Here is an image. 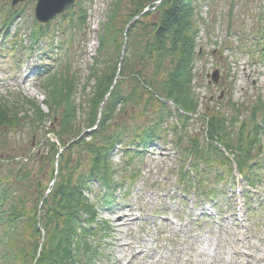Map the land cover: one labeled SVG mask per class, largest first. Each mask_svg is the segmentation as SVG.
I'll return each mask as SVG.
<instances>
[{
    "label": "rangeland",
    "instance_id": "obj_1",
    "mask_svg": "<svg viewBox=\"0 0 264 264\" xmlns=\"http://www.w3.org/2000/svg\"><path fill=\"white\" fill-rule=\"evenodd\" d=\"M83 1L87 9L90 8L89 28L72 30L68 20L56 19L51 22L45 39L41 35L39 43L42 46H39V43L33 44L31 38V33L39 26L34 19L35 0H27L13 8L10 7V0H0V106L18 112L14 126L0 128V161L9 162L15 157L25 158L31 154L32 162L29 161L27 166L36 176L41 189L52 186L50 182L54 177V158L59 144L54 149L50 144L47 147L46 141H55L54 132L64 113L72 110L76 116L74 127L85 129L87 123L95 121L101 109L93 99L95 75L89 70V65L97 62L100 67L96 75L109 77L119 52L125 49L132 70L137 71L135 65L141 63L136 55L143 54V44L148 38L142 34L141 26L133 31L131 37L128 34L133 27L130 22L134 6L141 0H120L116 3L119 7L115 18L110 23L106 17L107 10L109 3L116 0ZM204 1L197 0L200 6L205 4ZM211 7L210 23L206 28L202 30L200 23L195 21L198 31L194 40L202 51L192 63L194 79L190 86V99L194 100L195 113L199 115L215 110L222 119L238 116L236 119L243 121L249 114L247 109L253 99L264 98V65L255 71L245 57L219 52L217 44L225 37L229 0H217ZM235 10L234 17L239 25L253 30L257 15L260 12L264 14V0H239ZM102 23L106 24L104 32L101 31ZM207 28L209 35L206 34ZM99 34L106 42L101 56L96 53ZM52 46L61 47L62 52L57 48L55 51L47 49ZM176 58L169 60L170 57L166 56L173 64ZM145 60L147 62L141 65L152 67L158 63L155 56ZM170 66L168 63L161 71L143 67V75L157 87L160 86L157 75L164 76L167 70H172ZM53 70L59 74L57 80L60 83L57 81L54 104L49 106L50 94L46 89L49 86L46 85L50 82L42 84L44 74ZM214 71L219 72L218 84L209 83ZM129 81L131 83L127 80L123 82L124 93L133 88V81ZM221 92L223 96L219 99ZM204 98L209 105L207 111L206 105L205 108L200 107V100ZM235 103L240 110L244 108L242 115L234 111L232 104ZM161 106L151 102L147 112L143 108L128 107L123 110L121 107L119 110L118 107L108 121L106 133L124 134L133 129L142 131V127L151 121H158L160 115L167 118L166 112L173 110L170 105ZM33 118L37 123L31 121ZM169 120L167 123H172ZM195 121L189 127V134L200 139L204 125L200 120ZM237 124L238 121L235 127ZM230 129L235 131L232 126ZM93 130L97 131L95 126L88 131ZM161 132L164 145L156 141L152 149L143 153L141 161L131 163L121 151L110 158L116 171L113 178H117L123 188L116 197L117 201L111 205V212L103 209L99 212L101 220L110 229V235L102 239L100 250H104V256L98 257L95 264H264V169L259 171L260 176L242 175L243 180L251 177L254 182L251 190L254 198L244 205L239 203L243 216L241 223L236 225L231 218L237 197L232 195L229 199V190L233 192L238 186L245 190L240 176L231 174L232 170L227 174L230 167L219 164L213 153L207 154L203 162L198 161L197 171L192 172L189 166L194 157L191 156V161L183 157L166 127ZM62 143L68 144L69 139L64 137ZM128 143L129 138L124 140L125 145ZM79 151L74 148L66 152V159L73 162ZM45 156L48 158L47 165L45 162L38 163L39 158ZM82 161L83 164L73 173L74 180L76 174L88 172L87 162ZM123 162L130 166L129 171L119 169L123 168ZM186 169L191 171L188 174L190 178L181 177L184 171L187 174ZM200 171L203 174H199ZM94 188L96 192L98 187ZM211 190H219L221 195L210 203L206 196ZM92 198L93 195H89L90 201ZM28 206L32 209L31 204L28 203ZM24 233L29 239L33 237L41 241L40 234L35 236L28 227ZM35 249H31V253Z\"/></svg>",
    "mask_w": 264,
    "mask_h": 264
},
{
    "label": "trees",
    "instance_id": "obj_2",
    "mask_svg": "<svg viewBox=\"0 0 264 264\" xmlns=\"http://www.w3.org/2000/svg\"><path fill=\"white\" fill-rule=\"evenodd\" d=\"M158 1L141 0L134 6L131 20L140 16L145 9L148 11L133 22V27L128 32L131 37L133 31L141 26L142 34H146L148 38L143 44V54L139 53L140 55L137 54L136 56H138L141 64L147 62L146 58L150 59L153 56L157 58L158 63L152 67L137 64L135 66L138 70L133 71V66L130 64L126 52H124L119 79H115L120 55L123 51L121 50L109 77L96 75L97 68L100 67L97 62L91 66V73L93 76L95 75V96L93 99H96V104L100 107L102 100L110 93L104 107L97 113L95 121L87 123L85 129L74 127L76 116L72 110L64 113L58 129L54 132L55 139L60 144L59 148L63 150L58 156V172L53 186L41 189L37 184L36 176L31 173V169L27 166V163L31 161V154L25 158L15 157L9 162L0 161V227L2 230L0 264H34L35 260L36 264H92L97 253V249L93 247L94 237L92 234L97 228H94L95 231H93L90 227L98 223V206L100 204L106 206L107 199L112 198V191L117 189L113 178L116 171L110 161L111 153L129 135L128 131L124 134L111 135L106 133V126H108L111 115L115 113L118 107L119 110L121 107L123 110L128 107L130 109L143 108L147 112L151 102L158 103L162 105L161 107H165L166 102H171L186 113L194 114L196 112L194 100L190 99L191 67L195 58V0H165L154 10H151ZM118 2L120 0H116L109 7L108 16H106L109 23L115 18V13L119 7L116 4ZM67 18H69L73 29L75 27L78 30L85 28L87 7L83 0H77L75 8L61 17L62 20ZM12 20L13 18L10 21ZM258 21L261 22V27L257 30L258 34L264 37L263 15H259ZM74 22L75 25H73ZM49 28V25L39 27L38 31L33 32V42L38 43L42 36H46ZM105 29L106 24L103 25L102 32ZM104 39L103 35L99 37V56L105 50L106 42ZM167 55L170 57L169 60L177 56L174 64L173 61L171 63L166 59ZM168 63L171 64L172 70H167L164 76L157 75L161 88L158 85L155 87L154 82L143 75V67L161 71L163 70L162 67L167 66ZM127 71L130 72L129 76H127ZM58 76L59 74L55 72L49 75L42 84L45 85V83L50 82L46 85V87L49 86L46 88L50 94L49 106L54 104L53 101L56 98L54 91L60 83V80H57ZM129 79L136 86L133 84L130 92L124 93L122 90L123 82L124 80L130 82ZM112 85L113 88L110 91ZM232 107L235 109L234 105ZM208 108L207 105L206 111ZM10 109L0 106V128L14 126L18 112ZM250 110V117L242 121L236 130V145L231 140V130H229L226 121L215 110L208 114L205 112L202 116L206 124V140L208 139L205 145H200L196 139L186 140L176 127L167 129L173 133L177 145L181 147L186 156L195 154L200 159H205L204 153L207 150L203 147L210 148L208 143L216 140L236 157L235 162L238 168H243L253 160L252 153L258 152V144L264 131V102L261 98H258L251 105ZM31 121L36 122L35 118ZM163 125L164 118L163 115H160L158 121H151L147 126L142 127V131L138 129V131L133 132L131 134L133 145L137 149L148 146L160 137L159 133L164 128ZM93 126L96 127L97 131L87 132ZM64 137L69 139L68 144L62 143ZM46 144L47 147L50 144L54 149L55 146L57 148L54 142L46 141ZM126 147L124 146V148ZM74 148L80 149V151L77 158L73 162H69L66 159V152H71ZM137 149H135L136 152H129L130 149H126L125 153H130V159L138 160L140 155L137 153ZM57 155L58 149L55 158ZM45 157L39 158L38 163L45 162L47 165L48 158ZM83 159L88 164V172L76 174L77 177L74 180L75 174L73 173L76 168L79 169L83 164ZM3 172H8V174L3 175ZM92 182L100 183L107 191V199L90 202L85 197V192L89 190ZM28 203L31 204L32 209L29 208ZM39 208L41 211L39 225L45 235L42 245H40L39 240L37 241L33 237L29 239L24 233V229L28 227L32 229L35 236L40 234L36 230V216ZM99 224L102 225L101 222ZM82 225H85L87 229H82ZM98 229L105 231L103 232L104 236L108 235V230ZM89 239H93V243ZM40 246L41 250L37 256ZM35 247L36 249L31 253V249L33 250Z\"/></svg>",
    "mask_w": 264,
    "mask_h": 264
},
{
    "label": "water",
    "instance_id": "obj_3",
    "mask_svg": "<svg viewBox=\"0 0 264 264\" xmlns=\"http://www.w3.org/2000/svg\"><path fill=\"white\" fill-rule=\"evenodd\" d=\"M25 0H11L12 6L14 7L18 3H22ZM164 1V0H161ZM159 1L157 5L160 4ZM75 0H37L35 5V18L41 24H47L50 20H52L57 15L64 13L67 9H70ZM211 79L213 82L218 81V72L215 71ZM105 103V99L102 101L101 106Z\"/></svg>",
    "mask_w": 264,
    "mask_h": 264
}]
</instances>
